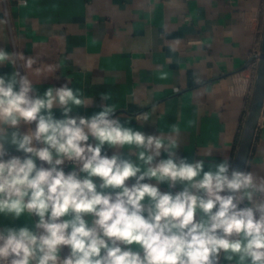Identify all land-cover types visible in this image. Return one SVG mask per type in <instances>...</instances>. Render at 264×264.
<instances>
[{"label": "clouds", "instance_id": "obj_1", "mask_svg": "<svg viewBox=\"0 0 264 264\" xmlns=\"http://www.w3.org/2000/svg\"><path fill=\"white\" fill-rule=\"evenodd\" d=\"M34 63L0 47V67L13 68L0 74V215L33 218L0 228V264H264V170L180 156L178 125L155 135L126 126L111 92L99 112L71 115L94 98L69 77L40 95Z\"/></svg>", "mask_w": 264, "mask_h": 264}, {"label": "crops", "instance_id": "obj_2", "mask_svg": "<svg viewBox=\"0 0 264 264\" xmlns=\"http://www.w3.org/2000/svg\"><path fill=\"white\" fill-rule=\"evenodd\" d=\"M0 20V47L35 60L26 72L40 95L69 77V87L94 98L71 115L99 112L100 94L111 92L107 103L126 126L155 135L178 125L180 156L233 164L256 85L250 64L261 50L264 0H0ZM143 113L148 122L137 120ZM245 170H264V105ZM32 224L26 215H0V228Z\"/></svg>", "mask_w": 264, "mask_h": 264}, {"label": "water", "instance_id": "obj_3", "mask_svg": "<svg viewBox=\"0 0 264 264\" xmlns=\"http://www.w3.org/2000/svg\"><path fill=\"white\" fill-rule=\"evenodd\" d=\"M258 59L259 61L256 75V85L254 89L252 104L248 112L243 134L233 162V166L240 170H245V166L254 140L259 116L264 105V33ZM5 147L11 155H23V153L18 152L15 146L10 142L6 143Z\"/></svg>", "mask_w": 264, "mask_h": 264}, {"label": "built area", "instance_id": "obj_4", "mask_svg": "<svg viewBox=\"0 0 264 264\" xmlns=\"http://www.w3.org/2000/svg\"><path fill=\"white\" fill-rule=\"evenodd\" d=\"M259 53H260V51L259 52H256L254 55H253V61L251 62V66L253 67V69H254V65H255V73H256V75H257V69H258V61H259V59H258V56H259ZM251 66H249L250 68H251ZM91 143V142H90ZM68 165H71V166H73L72 164H70V163H68Z\"/></svg>", "mask_w": 264, "mask_h": 264}]
</instances>
